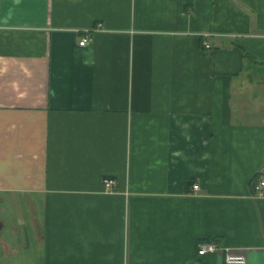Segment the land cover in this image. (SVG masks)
I'll return each instance as SVG.
<instances>
[{"label":"crops","instance_id":"obj_1","mask_svg":"<svg viewBox=\"0 0 264 264\" xmlns=\"http://www.w3.org/2000/svg\"><path fill=\"white\" fill-rule=\"evenodd\" d=\"M261 176L264 0H0V264H264Z\"/></svg>","mask_w":264,"mask_h":264},{"label":"built area","instance_id":"obj_2","mask_svg":"<svg viewBox=\"0 0 264 264\" xmlns=\"http://www.w3.org/2000/svg\"><path fill=\"white\" fill-rule=\"evenodd\" d=\"M100 29H101L100 23H98L93 28L85 29L82 33V36L80 37V39L78 41V44L80 46H85V45L89 44L90 41H92V33L95 31H98ZM204 46L206 48L209 47L208 43H205ZM114 184H115V181L112 178L104 177L102 179V185H103V189L105 191H110L112 189V187L114 186ZM253 188H254V191L257 195L262 194L263 189H264V176H261L256 180V182L253 184ZM192 189L197 190L198 185L193 184ZM196 248H197L198 253H200V254L211 253V252H215L218 249H220L218 244L212 240H200L197 242ZM225 259L227 262H242L243 261V258L232 256L229 254L226 255Z\"/></svg>","mask_w":264,"mask_h":264}]
</instances>
